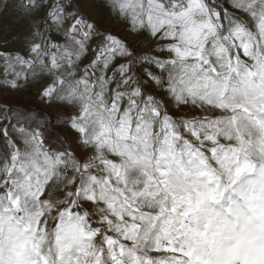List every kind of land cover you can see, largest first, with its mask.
<instances>
[{
  "label": "snow or ice",
  "instance_id": "snow-or-ice-1",
  "mask_svg": "<svg viewBox=\"0 0 264 264\" xmlns=\"http://www.w3.org/2000/svg\"><path fill=\"white\" fill-rule=\"evenodd\" d=\"M9 11L0 89L37 85L66 131L0 109V264H264V0Z\"/></svg>",
  "mask_w": 264,
  "mask_h": 264
},
{
  "label": "rangeland",
  "instance_id": "rangeland-1",
  "mask_svg": "<svg viewBox=\"0 0 264 264\" xmlns=\"http://www.w3.org/2000/svg\"><path fill=\"white\" fill-rule=\"evenodd\" d=\"M94 19L97 20V22L101 25L103 28H108L114 33L126 35L128 41L131 43L136 39L143 40V37H135L131 34H125L123 33L122 29L124 25L120 24L118 21L113 19L107 14V11L104 8H99L96 12V15L94 16ZM26 30V24L23 22H20L16 19L15 13L12 11H9L7 13H0V39H10L12 37L21 35ZM2 33H6V35H3ZM19 47V45L16 44H10L8 45V50H12L14 48ZM0 91H4L8 96V101L14 100V98L19 103H27L28 101L33 102L34 104L38 106L45 107L43 102L39 99L37 95L38 86L37 85H28L26 88H22L20 90H3L0 89ZM46 111H51L53 108H46ZM66 130H64L65 133Z\"/></svg>",
  "mask_w": 264,
  "mask_h": 264
},
{
  "label": "trees",
  "instance_id": "trees-1",
  "mask_svg": "<svg viewBox=\"0 0 264 264\" xmlns=\"http://www.w3.org/2000/svg\"><path fill=\"white\" fill-rule=\"evenodd\" d=\"M8 96L4 91H0V109L4 108V106H8L13 111H20L27 115H31L33 113H48L49 119L53 122V128L49 129L46 134L47 140L50 144H57L59 140L62 138L64 134V128L62 125L56 123L57 110L51 109V111H46L45 107L38 106L33 102L28 101L27 103H19L14 98V100L8 101Z\"/></svg>",
  "mask_w": 264,
  "mask_h": 264
}]
</instances>
